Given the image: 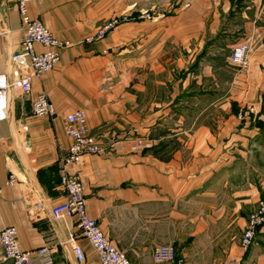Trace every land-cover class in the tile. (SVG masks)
<instances>
[{
    "label": "crops",
    "instance_id": "obj_1",
    "mask_svg": "<svg viewBox=\"0 0 264 264\" xmlns=\"http://www.w3.org/2000/svg\"><path fill=\"white\" fill-rule=\"evenodd\" d=\"M136 4L31 3V18L71 46L24 97L11 63L22 50L21 18L14 1L0 0L7 87L0 100V233L14 227L23 251L47 247L54 264H100L76 219L51 215L66 199L59 171L71 147L65 118L82 110L102 153L72 171L89 216L131 264H157L153 252L164 245L183 264H264V228L249 252L239 246L249 213L264 199V170L253 185L247 169L252 148L264 147V124L238 117L245 105L256 113L263 107L264 0H191L180 15L126 22L96 43L85 41ZM242 45L251 49L245 67L231 62ZM43 93L55 119L32 114V100ZM138 140L146 148H135ZM11 173L14 186L7 185ZM72 235L83 262L68 243ZM0 264H11L2 246Z\"/></svg>",
    "mask_w": 264,
    "mask_h": 264
},
{
    "label": "built area",
    "instance_id": "obj_2",
    "mask_svg": "<svg viewBox=\"0 0 264 264\" xmlns=\"http://www.w3.org/2000/svg\"><path fill=\"white\" fill-rule=\"evenodd\" d=\"M14 1L21 18V29L23 31L22 50L13 54L11 63L14 73L17 75L15 84L20 87L24 97H29L32 93V80L42 78V76L52 72L61 62V51L69 49L70 44L59 41L53 36L51 31L44 26L41 21L31 18L28 7L38 0H12ZM130 19L126 16H115L112 20L103 24L98 30L85 38L88 43H96L104 39L114 29L126 24ZM38 46H43L45 51L39 53ZM251 49L248 45L235 48L231 62L245 67L248 65V58ZM7 91L6 82L0 78V100L4 98ZM5 106L0 101V106ZM252 111H254L252 109ZM253 113V112H252ZM32 114L39 117H58L56 109L49 100L46 93L40 94L32 100ZM248 116H242L245 118ZM67 128V138L71 142L67 155L60 165V183L66 190V199L61 204L52 208L51 215L56 221L65 217L76 219L77 228L82 237L90 243L91 247L99 256L100 264H131L128 256L120 251L104 235L96 220L89 216L87 212L88 201L85 198L84 186L79 180L76 172L72 170L79 167L85 156H96L102 153L100 141L91 134L87 127V114L82 110H77L65 118ZM147 142L138 140L134 147L137 149L146 148ZM16 177L10 174L7 185L14 186ZM1 193V190H0ZM247 225L240 238V249L245 253L255 244L258 233L264 228V199L259 201L256 208L249 213ZM18 231L14 227H6L0 233V246L3 248L4 259L11 264H54L50 249L42 247L32 252L21 249L17 242ZM77 238L72 235L68 239L72 252L77 261L85 260L83 248L77 242ZM153 258L157 264H183L178 253L172 246H161L154 250Z\"/></svg>",
    "mask_w": 264,
    "mask_h": 264
},
{
    "label": "rangeland",
    "instance_id": "obj_3",
    "mask_svg": "<svg viewBox=\"0 0 264 264\" xmlns=\"http://www.w3.org/2000/svg\"><path fill=\"white\" fill-rule=\"evenodd\" d=\"M131 0H128L130 2ZM191 0H133V2L137 3V6H133V10L131 11L130 9L126 10V12L123 15H118V16H123V17H128L130 19V22H152L154 18L161 19L164 17H169V16H176L180 15L183 10H186L189 7V2ZM191 4V3H190ZM147 31V29H146ZM191 44H193L191 42ZM175 56L178 57L180 56L183 52H181L180 49L175 48ZM181 57V56H180ZM134 76V75H133ZM149 75H146L145 71V77H148ZM150 79V77H149ZM135 81V78L132 79ZM245 109L243 110L242 114L239 115L238 117L241 119L242 116L243 119L242 121H249L251 123L257 124L259 126L260 124H264V100L262 102V108L259 113H256V107L252 104L245 105ZM252 109L254 111H252ZM253 112V113H252ZM264 126V125H263ZM250 147V146H249ZM252 154H250V158L248 161V178H249V184H257L259 183V178H257L258 173H260L262 170H264V147L260 148H252ZM259 171V172H258ZM251 207V206H250ZM256 207V206H255ZM253 206L251 207V209ZM254 210V209H253Z\"/></svg>",
    "mask_w": 264,
    "mask_h": 264
}]
</instances>
